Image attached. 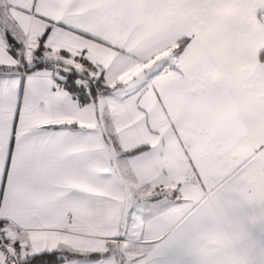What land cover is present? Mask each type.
<instances>
[{
    "label": "snow or ice",
    "instance_id": "snow-or-ice-1",
    "mask_svg": "<svg viewBox=\"0 0 264 264\" xmlns=\"http://www.w3.org/2000/svg\"><path fill=\"white\" fill-rule=\"evenodd\" d=\"M133 64L146 67L117 79ZM164 81L196 106L264 114V0H0V264H81L38 237L87 207L86 122ZM252 255L264 264V248Z\"/></svg>",
    "mask_w": 264,
    "mask_h": 264
},
{
    "label": "crops",
    "instance_id": "crops-1",
    "mask_svg": "<svg viewBox=\"0 0 264 264\" xmlns=\"http://www.w3.org/2000/svg\"><path fill=\"white\" fill-rule=\"evenodd\" d=\"M97 111L86 122L95 129L85 144L90 182H77L87 207L38 238L62 239L75 255L102 252L104 264H253V249L264 248V114L193 105L168 81L142 102L128 93ZM191 171L198 181L188 183Z\"/></svg>",
    "mask_w": 264,
    "mask_h": 264
},
{
    "label": "trees",
    "instance_id": "trees-1",
    "mask_svg": "<svg viewBox=\"0 0 264 264\" xmlns=\"http://www.w3.org/2000/svg\"><path fill=\"white\" fill-rule=\"evenodd\" d=\"M111 144H113V146L118 149V145H117V142L115 139H113L112 141L110 140ZM137 152V149L132 151L131 153L129 154H132V153H135ZM71 256H78V255H75L74 253H68V257H71ZM79 257H83V258H86V259H94V258H99V255L97 253H93L92 255L88 256V255H85V256H79Z\"/></svg>",
    "mask_w": 264,
    "mask_h": 264
},
{
    "label": "built area",
    "instance_id": "built-area-1",
    "mask_svg": "<svg viewBox=\"0 0 264 264\" xmlns=\"http://www.w3.org/2000/svg\"><path fill=\"white\" fill-rule=\"evenodd\" d=\"M186 181L188 183H193L195 181H198V176L194 171H191L189 176L186 178Z\"/></svg>",
    "mask_w": 264,
    "mask_h": 264
},
{
    "label": "rangeland",
    "instance_id": "rangeland-1",
    "mask_svg": "<svg viewBox=\"0 0 264 264\" xmlns=\"http://www.w3.org/2000/svg\"><path fill=\"white\" fill-rule=\"evenodd\" d=\"M127 245L124 243H120L116 245V248L119 250V253H122L123 255H125L124 257H126V250H128L129 248H125ZM121 254V256H123Z\"/></svg>",
    "mask_w": 264,
    "mask_h": 264
}]
</instances>
